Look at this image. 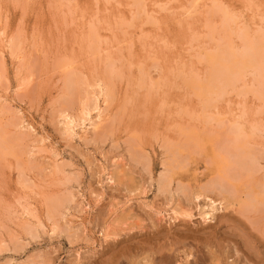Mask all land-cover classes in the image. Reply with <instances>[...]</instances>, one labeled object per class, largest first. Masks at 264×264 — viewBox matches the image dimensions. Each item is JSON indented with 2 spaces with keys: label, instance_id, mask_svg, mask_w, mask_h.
Returning a JSON list of instances; mask_svg holds the SVG:
<instances>
[{
  "label": "rangeland",
  "instance_id": "obj_1",
  "mask_svg": "<svg viewBox=\"0 0 264 264\" xmlns=\"http://www.w3.org/2000/svg\"><path fill=\"white\" fill-rule=\"evenodd\" d=\"M218 1L236 19V47L239 30L251 37L264 31V0ZM141 3L0 0V135L20 152L0 151V264H264L263 101L231 91L205 110L186 86L193 75L205 77L203 55L225 37L221 16L209 15L213 0L199 2L196 12L192 0ZM91 25L102 39L96 55L87 40ZM11 38L20 45L15 55L6 48ZM111 62L120 75L109 82ZM249 75L238 91L253 87ZM73 76L84 80L83 93L102 79L112 93L101 126L70 136L63 113L79 116L83 101L69 90ZM235 122L255 154L253 178L242 169L238 175L227 152ZM214 152L228 160L229 179ZM113 160L122 163L116 184L105 177ZM167 176L170 185L158 190ZM131 187L137 192L129 194ZM198 190L228 197L212 223L199 219ZM174 208L196 214L171 221Z\"/></svg>",
  "mask_w": 264,
  "mask_h": 264
},
{
  "label": "bare ground",
  "instance_id": "obj_2",
  "mask_svg": "<svg viewBox=\"0 0 264 264\" xmlns=\"http://www.w3.org/2000/svg\"><path fill=\"white\" fill-rule=\"evenodd\" d=\"M132 1V0H131ZM203 0H192V7L193 9H195L196 12V7L198 5L199 2H201ZM211 1V0H210ZM120 2V1H119ZM146 3V2H145ZM164 3V2H163ZM190 3V2H189ZM135 4L140 7L141 6V0H135ZM224 4V3H223ZM169 5V4H168ZM202 5V4H201ZM188 6V5H187ZM191 6V5H189ZM207 6V5H206ZM205 6V7H206ZM203 8V7H202ZM228 7H226L225 5L223 6L218 0H213V6L211 8V11H209V15L213 16V17H217V15L221 16V30L224 32L225 37H223V41H221V43H219V45L217 46V48L212 51V50H208V51H212V52H207L203 55V60L207 63L208 65V71L205 75V77L200 78L197 77L195 75L191 76L189 78V80H187L186 86L192 90L197 97H199L203 102V107L205 110H209L211 108L214 109V107H216V104H218V102L223 99L229 92L231 91H237L239 93V95H247L248 93H254L258 99L263 101L264 104V31L258 33V35L251 37L248 33V31L242 29L241 31L239 30L238 33V37L241 41V46L236 47L235 44L232 40H231V36L233 32V28L232 25L236 22V19L233 15H231V13L227 10ZM189 9V7H188ZM191 9V10H193ZM230 9V8H229ZM135 10V8H134ZM154 10V9H153ZM199 10V9H198ZM136 11V10H135ZM187 11V10H186ZM185 11V12H186ZM194 11V10H193ZM132 12V11H131ZM190 12V11H188ZM192 12V11H191ZM160 13V12H159ZM233 13L234 10H233ZM191 13H189L190 15ZM196 14V13H195ZM157 15V14H156ZM132 16V15H131ZM134 16V13H133ZM136 16V15H135ZM142 16V15H141ZM185 16H188L187 14ZM145 18V17H144ZM237 18V17H236ZM141 19V18H140ZM139 19V20H140ZM207 19V18H206ZM241 19V18H240ZM138 20V21H139ZM238 20V19H237ZM146 21V19H145ZM147 22V21H146ZM149 22V21H148ZM147 22V23H148ZM243 22V21H242ZM157 24V23H155ZM153 23V25H155ZM238 24V23H237ZM125 25V24H124ZM127 25V23H126ZM211 25V24H210ZM210 34L214 35L216 28L214 26H210ZM134 26V25H133ZM241 28V27H240ZM251 28V27H250ZM239 29V28H238ZM247 29L248 26H247ZM1 34H3V36L5 35L4 32L2 33V31H0ZM0 34V36H2ZM104 38V37H103ZM8 39V38H7ZM85 39V38H84ZM146 39V38H145ZM238 39V38H236ZM86 40V39H85ZM87 40L89 43V49L92 51V53H94V55H96V53L99 52L100 50V43H101V37L99 35V32L97 30V26H93L91 25L90 31L87 35ZM107 40V38H106ZM215 40V39H214ZM217 40V39H216ZM4 41V40H3ZM17 40H15L14 38L11 40H7L6 43H8V46H6V48L8 47L12 54L15 55L16 51L19 50L20 45L16 42ZM194 42V41H193ZM20 43V42H19ZM106 43V42H105ZM21 44V43H20ZM5 46V45H4ZM7 48V49H8ZM202 50V49H201ZM2 51V50H1ZM206 52V51H205ZM1 53V52H0ZM100 53V52H99ZM4 54V53H3ZM200 57V56H197ZM115 60V59H114ZM107 62V61H106ZM109 62V61H108ZM116 61H114L115 63ZM113 62L108 63L109 66H107V74L109 77V82L111 81L112 76L118 75L119 73L116 72L115 68V64ZM66 64V63H65ZM72 64V63H71ZM73 65V64H72ZM69 66V65H68ZM119 68V67H118ZM179 69V68H178ZM177 69V70H178ZM119 70V69H118ZM143 70V69H142ZM141 71V70H140ZM145 71V70H144ZM73 72V71H72ZM77 72V71H76ZM143 72V71H142ZM147 72V71H146ZM145 73V72H143ZM249 73H252L254 78H253V87L248 88L246 85H244L243 90L241 89L240 91H238V89H240L239 87L241 85H243L245 83V78L246 76L249 75ZM72 74H76L75 72ZM150 74V73H149ZM248 74V75H247ZM120 75V74H119ZM141 75V72H140ZM144 75V74H143ZM173 76V75H171ZM250 76V75H249ZM144 77V76H141ZM150 77V76H149ZM99 78V77H98ZM116 78V77H115ZM145 78V77H144ZM165 78V77H164ZM248 78V77H247ZM106 79V78H105ZM140 79V77H139ZM166 79V78H165ZM23 80V78H22ZM107 80V79H106ZM114 80V79H113ZM252 80V79H251ZM69 81V90L72 93V95L80 97L83 99V101L81 102L82 106H81V110H80V115L79 116H73L71 114H68L67 112L63 113V120H64V125L66 127V131L68 132V134L70 136H74L77 135V129H81L82 132L89 130V129H93L96 130L99 126H101V123L103 122V120L106 118V112H107V103L110 100L111 97V93H112V87L111 84L109 82H104V79L100 80L99 82H94V84H90L89 86H91L92 89H85L83 93L82 89L80 88L81 84L83 83L82 79L79 78L78 76H73L71 78L68 79ZM108 81V80H107ZM145 81V80H144ZM147 81V80H146ZM151 81V80H150ZM162 81V80H161ZM185 81V80H184ZM22 82V81H21ZM156 82V81H154ZM153 82V83H154ZM67 83V82H66ZM144 83V82H143ZM161 83V82H160ZM251 83V82H250ZM84 84V83H83ZM88 84V83H87ZM138 84V83H137ZM148 84V83H146ZM157 84V83H156ZM159 84V83H158ZM157 84V85H158ZM152 85V84H151ZM160 85V84H159ZM116 86V85H115ZM156 86V85H155ZM246 86V87H245ZM86 87V86H85ZM147 87V86H146ZM161 87V86H160ZM143 88V87H142ZM141 88V89H142ZM145 88V86H144ZM143 88V89H144ZM148 88V87H147ZM163 88V87H162ZM149 89V88H148ZM160 89V88H159ZM89 90V91H88ZM151 92V89H149ZM161 90V89H160ZM88 91V92H87ZM162 91V90H161ZM251 93V94H252ZM149 96V95H148ZM75 98V97H74ZM73 98V99H74ZM81 99V100H82ZM112 100V99H111ZM112 102V101H111ZM110 103V101H109ZM106 105L107 107L103 108V106ZM202 106V105H201ZM264 106V105H263ZM204 109L202 108V111H204ZM216 110V109H215ZM244 111V110H243ZM263 111V110H261ZM181 112V111H179ZM259 112V111H258ZM205 113V112H203ZM243 113V112H241ZM264 113V112H263ZM212 115V114H211ZM190 117V116H189ZM213 118V117H212ZM237 118V117H236ZM210 121L212 120L211 117L209 116L208 118ZM218 121H220L218 119ZM224 121V120H223ZM222 123V122H221ZM258 123V122H257ZM220 124V122H219ZM221 125V124H220ZM253 125V122H252ZM259 125V123H258ZM250 126V125H249ZM30 128V126H28ZM27 127V128H28ZM33 127V126H32ZM31 127V129H32ZM222 127V126H221ZM253 127V126H252ZM258 128V126H256V129ZM194 128H191V130ZM230 129V128H229ZM252 129V128H251ZM255 129V128H254ZM261 129V128H260ZM34 130V128L32 129ZM195 130V129H194ZM65 131V132H66ZM91 131V130H90ZM231 131H232V136L234 135L235 143L233 141H231L232 143H234V147L233 149H229L230 151H227L230 155V158H232L233 160L235 159V162L233 163V167H236L237 170L239 169L238 175L241 174V169L244 171H247L248 176L252 177L253 174L255 173V154L253 153V151L251 150V148L249 147L250 144H247L246 139V135H245V131L243 126L240 124V122H235L233 123L232 127H231ZM259 131V135H260V130ZM66 132V133H67ZM198 132V131H197ZM264 132V130H263ZM83 133V134H85ZM262 133V132H261ZM193 135V137H195V139L198 137V135L196 133H194L193 131L190 133ZM264 134V133H262ZM261 134V135H262ZM254 135V133H253ZM252 135V136H253ZM258 135V136H259ZM231 136V138H232ZM199 139V138H198ZM202 140V139H201ZM233 140V139H232ZM17 141V140H16ZM250 143V142H249ZM13 142H11V139H7L6 137H3L0 135V151L1 154H3L4 156L7 154H12V153H16L13 152ZM212 146V145H211ZM205 147V146H204ZM16 148V146H15ZM14 148V150H15ZM174 149V148H173ZM228 149V148H227ZM17 150V149H16ZM15 150V151H16ZM19 150V149H18ZM205 150V149H204ZM255 151V150H254ZM22 153V152H21ZM224 153V152H223ZM226 153V154H228ZM0 154V156H1ZM16 154H20V152L16 153ZM215 161L219 164V168H222L223 165L227 166L225 169V173L224 171L222 172L224 175H226L228 177V172L229 167H231L229 165L228 167V160L226 158H219L220 156V152L219 154L215 153L213 154ZM209 159V158H208ZM114 161V160H113ZM117 163H113L112 165V169L109 170V172L107 173L108 176L107 177V183L110 184H116L118 182L119 179V175L117 174L116 170L119 167L120 164L122 163H118L119 161H116ZM176 162V161H175ZM232 162V161H231ZM178 163V162H177ZM230 163V162H229ZM103 166V164H102ZM101 166V168H102ZM210 166V165H209ZM224 166V167H225ZM186 167V166H185ZM218 167V166H217ZM120 168V167H119ZM184 168V167H183ZM104 169V168H103ZM107 170V169H106ZM105 170V171H106ZM221 170V169H220ZM219 170V172H221ZM224 170V168L222 169ZM104 171V170H102ZM124 171V170H123ZM103 173V172H102ZM244 173V172H243ZM105 174V173H104ZM103 174V176H104ZM124 175V174H123ZM128 175V174H127ZM245 175V174H244ZM130 176V175H129ZM132 176V175H131ZM222 176V174H221ZM225 176V178H227ZM230 176V175H229ZM241 176V175H240ZM246 176V175H245ZM121 177V175H120ZM124 177V176H123ZM122 177V178H123ZM126 177V176H125ZM248 177V178H249ZM122 178L121 181H122ZM253 178V177H252ZM124 179V178H123ZM229 179V177H228ZM236 179V178H235ZM131 180V179H130ZM161 181V180H160ZM26 182V181H25ZM129 182V181H126ZM131 182V181H130ZM122 182H120L121 184ZM160 183V186L158 188V190H163L162 188H165L167 186L170 185L171 183V177L169 178L168 176L166 178H163V180ZM218 183V182H217ZM229 183V182H228ZM123 184V183H122ZM134 184V183H133ZM24 185V184H23ZM126 185V184H125ZM139 185H142L139 183ZM186 185V184H185ZM264 187V182L261 184ZM230 186V185H229ZM127 187V186H126ZM134 187V186H133ZM137 187V186H136ZM140 187V186H139ZM208 187V186H207ZM142 188V187H141ZM144 188V187H143ZM201 188V187H199ZM215 188V187H214ZM218 189V188H217ZM229 189V188H228ZM262 189V187H261ZM138 188H135V190L131 187V189H128L129 194L133 193V192H137ZM143 190V189H142ZM141 190V191H142ZM264 190V189H262ZM126 191V190H124ZM196 191V190H195ZM211 192H214V190H209ZM207 191V192H208ZM127 192V191H126ZM228 192V190H227ZM145 193V192H144ZM184 193V192H183ZM229 193V192H228ZM128 194V195H129ZM143 194V193H142ZM223 194V193H222ZM132 195V194H131ZM134 195V194H133ZM136 195V194H135ZM176 195V194H175ZM231 195V194H230ZM235 195V194H234ZM98 196V195H97ZM138 196V194H137ZM194 196V201L197 203V209L199 211V219L201 218L204 222L206 223H212L215 221L217 214L221 213L224 211L225 209V201L228 200V197L223 198V200H219L218 199H214L211 198L210 196H208L206 193L201 192L200 190H198L197 192H195L193 194ZM221 196V195H220ZM96 197V196H95ZM99 197V196H98ZM101 197V196H100ZM129 198V196H128ZM127 198V199H128ZM233 198V197H232ZM57 199V198H56ZM56 199L54 201H56ZM130 199V198H129ZM254 197L251 199L253 201ZM101 200V198H100ZM99 200V201H100ZM133 200V199H132ZM250 200V199H249ZM250 200V201H251ZM52 201V202H54ZM98 201V202H99ZM256 201V200H255ZM262 201V200H261ZM260 201V203H261ZM51 202V203H52ZM130 202V201H129ZM60 202H56V203H52V208H55L57 204H59ZM124 203V202H122ZM127 203V202H126ZM233 203V202H232ZM240 203V202H239ZM237 203V205L239 204ZM247 203V202H246ZM264 203V202H263ZM62 204V202H61ZM250 204V203H249ZM116 205V203H115ZM119 205V204H118ZM117 205V206H118ZM121 205V204H120ZM119 205V206H120ZM123 205H127V204H123ZM180 205V204H178ZM225 205V206H224ZM232 205V204H231ZM248 205V204H247ZM114 206V205H113ZM132 206V205H131ZM228 206V205H227ZM226 206V207H227ZM255 206V205H254ZM253 206V208H254ZM115 207V206H114ZM113 207V209H114ZM122 207V205L120 206V208ZM234 207V206H233ZM244 207V206H243ZM24 208H28V206L24 207ZM57 208V207H56ZM87 208V207H86ZM112 208V206H111ZM130 208V207H129ZM231 208V207H230ZM249 210L250 207H248ZM112 209V210H113ZM155 209V208H154ZM182 209V208H181ZM229 209V208H228ZM234 209V208H233ZM27 210V209H25ZM88 210V209H87ZM86 210V211H87ZM116 210V209H114ZM119 210V208H118ZM126 210V209H125ZM128 210V209H127ZM131 210V209H130ZM173 210V209H172ZM244 210H247L246 208H244ZM30 211V210H29ZM29 211H27L29 213ZM157 211V210H156ZM192 211V210H191ZM33 212V211H32ZM31 212V213H32ZM53 212V211H52ZM121 212V211H120ZM125 212V211H124ZM155 212V211H154ZM188 212V211H186ZM185 211L180 210L179 208H174V210L172 211V214L174 216L170 217L171 221H175L179 218V216H186L189 218L194 217V215L192 214H187ZM247 212V211H246ZM157 213V212H156ZM160 213V212H159ZM158 213V214H159ZM30 214V213H29ZM157 214V215H158ZM24 215H27L26 212L24 213ZM31 215V214H30ZM130 215V213H129ZM198 216V214H197ZM197 216L195 218H197ZM52 217V216H51ZM129 217V216H128ZM163 218V217H161ZM160 218V219H161ZM165 218H167L165 216ZM184 218V217H182ZM53 219V218H52ZM79 219V218H77ZM81 219V218H80ZM79 219V220H80ZM127 219V218H126ZM126 219H117V221H115L116 223H122L124 224L126 221ZM164 219V218H163ZM180 219V218H179ZM190 220V219H189ZM113 221V220H112ZM82 222V220H81ZM29 223V222H27ZM116 223H114V225H116ZM113 224V223H111ZM110 224V225H111ZM113 225V226H114ZM119 225V224H118ZM109 226V225H108ZM111 227V226H110ZM109 228V227H108ZM134 228V227H132ZM136 228V227H135ZM107 229V228H106ZM114 229V227H113ZM105 230V229H104ZM103 230V231H104ZM134 230V229H133ZM106 231V230H105ZM110 231V230H109ZM113 230H111L112 232ZM115 231V230H114ZM108 232V231H106ZM111 232L108 234H104L103 232V236L106 239L110 238ZM114 234H116L114 232ZM117 235V234H116ZM115 235V237H117ZM114 238V235L112 237V239ZM104 240V239H103ZM80 253V252H78ZM80 256V254H79Z\"/></svg>",
  "mask_w": 264,
  "mask_h": 264
}]
</instances>
